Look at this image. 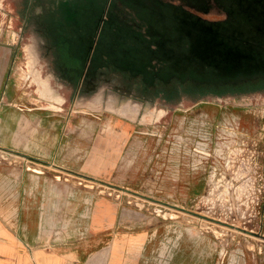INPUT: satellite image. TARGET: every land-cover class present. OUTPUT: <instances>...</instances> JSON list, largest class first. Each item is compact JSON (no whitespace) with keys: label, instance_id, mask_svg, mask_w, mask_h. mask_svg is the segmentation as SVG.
Returning a JSON list of instances; mask_svg holds the SVG:
<instances>
[{"label":"crops","instance_id":"1","mask_svg":"<svg viewBox=\"0 0 264 264\" xmlns=\"http://www.w3.org/2000/svg\"><path fill=\"white\" fill-rule=\"evenodd\" d=\"M30 59L27 70L9 69L6 54L0 67V264H157L153 256L168 218L73 179H115L125 169L127 183L113 186L136 192L154 162L124 161L151 154L153 135L122 119L106 131L100 114L71 101L70 87ZM141 170L146 174H135ZM195 245L182 243L171 264H189L186 251ZM257 259L264 264V254Z\"/></svg>","mask_w":264,"mask_h":264},{"label":"rangeland","instance_id":"2","mask_svg":"<svg viewBox=\"0 0 264 264\" xmlns=\"http://www.w3.org/2000/svg\"><path fill=\"white\" fill-rule=\"evenodd\" d=\"M24 18L20 0H0V67L6 66V54L9 69L27 70L31 64L30 32L23 31ZM201 95L196 100L186 95L175 99L160 95L147 106L149 110L163 109L168 117L166 126L153 129L159 136H148L150 156L124 161L143 166L154 162V170L134 188L136 192L113 186L127 183L129 171L125 169L115 179H73L117 199H129L130 204L146 205L154 214L168 218V230L153 256L157 264L174 262L182 243L196 244L186 251L189 264H198L194 258L200 264H256L264 240L240 229L264 236V94H226L222 99L206 97V92ZM95 105L85 104V110L100 114L106 131L111 132L112 125L122 119L133 121L138 131L150 132L142 122L145 110L131 115L128 110L124 113L117 107ZM212 107L220 108L222 114H210ZM257 144L261 155L256 169L251 154ZM161 166L169 168L168 174ZM136 173L146 174L145 170ZM194 177H200L202 184L194 187Z\"/></svg>","mask_w":264,"mask_h":264},{"label":"flooded vegetation","instance_id":"3","mask_svg":"<svg viewBox=\"0 0 264 264\" xmlns=\"http://www.w3.org/2000/svg\"><path fill=\"white\" fill-rule=\"evenodd\" d=\"M20 2L30 57L51 69L57 84L70 87V99L131 115L145 110L148 134L167 124L166 111L147 107L160 95L264 94V78L213 86L183 82L179 73L188 54L212 45L264 46V0Z\"/></svg>","mask_w":264,"mask_h":264},{"label":"water","instance_id":"4","mask_svg":"<svg viewBox=\"0 0 264 264\" xmlns=\"http://www.w3.org/2000/svg\"><path fill=\"white\" fill-rule=\"evenodd\" d=\"M190 7L194 9L192 6ZM179 73L182 75L180 77L181 81H190L201 85L236 86L258 80L264 78V46L247 47L236 43L232 45H212L197 52V54L193 52L188 54V59L183 62L182 70ZM80 185H83V183H80ZM85 186L94 188L90 185ZM102 192L105 193V191ZM155 212L161 214L162 210L155 209ZM229 227L232 226L229 225ZM240 231L251 233V235H256L264 240V236L260 234L242 229ZM261 251L264 253V246Z\"/></svg>","mask_w":264,"mask_h":264},{"label":"built area","instance_id":"5","mask_svg":"<svg viewBox=\"0 0 264 264\" xmlns=\"http://www.w3.org/2000/svg\"><path fill=\"white\" fill-rule=\"evenodd\" d=\"M150 135H153V136H154V134H150ZM155 136H159V135H155ZM257 148H258V144H257V146H256V148H255V150H254V152L251 154V156L253 157V161H254V167H255L256 169L260 167V166H259V163H258L257 160L260 159L259 156L261 155V154L258 153ZM198 151H199V149H198ZM244 177H245V176H244Z\"/></svg>","mask_w":264,"mask_h":264},{"label":"bare ground","instance_id":"6","mask_svg":"<svg viewBox=\"0 0 264 264\" xmlns=\"http://www.w3.org/2000/svg\"><path fill=\"white\" fill-rule=\"evenodd\" d=\"M15 78H16V76H15ZM21 78V77H20ZM18 82V81H17Z\"/></svg>","mask_w":264,"mask_h":264}]
</instances>
